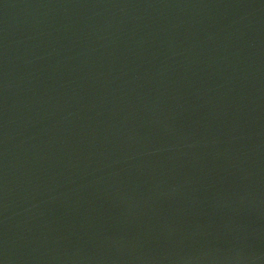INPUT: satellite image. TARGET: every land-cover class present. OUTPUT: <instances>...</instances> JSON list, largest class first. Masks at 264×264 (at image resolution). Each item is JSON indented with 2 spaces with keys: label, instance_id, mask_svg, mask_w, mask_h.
Returning <instances> with one entry per match:
<instances>
[{
  "label": "water",
  "instance_id": "water-1",
  "mask_svg": "<svg viewBox=\"0 0 264 264\" xmlns=\"http://www.w3.org/2000/svg\"><path fill=\"white\" fill-rule=\"evenodd\" d=\"M0 264H264V0H0Z\"/></svg>",
  "mask_w": 264,
  "mask_h": 264
}]
</instances>
